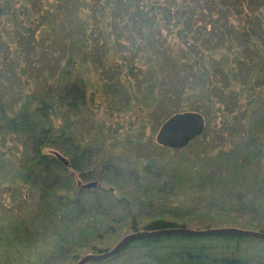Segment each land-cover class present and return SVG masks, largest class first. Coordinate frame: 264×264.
<instances>
[{
  "label": "trees",
  "instance_id": "obj_1",
  "mask_svg": "<svg viewBox=\"0 0 264 264\" xmlns=\"http://www.w3.org/2000/svg\"><path fill=\"white\" fill-rule=\"evenodd\" d=\"M243 2L0 0V264L60 261L72 241L69 225L59 226L53 218L60 213V205L70 216L72 210L85 205V196L97 206L101 203L96 192L76 187L73 175H66L72 170L89 179L90 171L83 173L89 150L76 133L80 113L87 111L83 108L87 103V72L92 70L102 87L120 88L123 114L133 117L127 125L139 134L147 128L153 131L159 121L179 111L202 115V135L209 127L222 133L240 124L235 107L220 111L219 104L223 97L234 95L231 80L239 78L228 65L242 67L241 84L247 83L245 78L251 83L260 56L253 58L242 43L250 37L249 17H260L264 4L252 10L242 6ZM224 59L227 70L222 75ZM202 102L207 107L199 106ZM157 109L161 112L155 117ZM214 114L220 120L211 125L209 115L214 119ZM66 130L68 136L63 135ZM76 137L79 139L74 141ZM63 144L78 150L66 165L55 152H46ZM252 155L235 154L233 162L241 163L237 168H244ZM139 160L143 172L160 170L157 161ZM64 181L71 182L65 187L72 193L71 199L60 196ZM177 181L181 183L182 179ZM237 183L242 187H233L236 191L246 186L244 180L223 182L220 188L219 182L211 185L214 191ZM196 184L190 187L196 188ZM254 189L255 195L247 202L239 192L232 194L229 190L210 197L207 204L216 206L235 198L239 209L255 215V206L264 205L262 177L255 180ZM119 201L125 205V218L130 203L127 199ZM99 212V223L105 220L111 225L121 219L108 209ZM87 222L85 228L80 227L83 233L92 224ZM136 223L133 219L130 227L135 229ZM172 226L185 225L153 219L143 224L142 230ZM209 226L204 224L203 228ZM247 240L257 239L233 235L143 237L129 241L110 258L86 264H251L258 254L246 252L243 243Z\"/></svg>",
  "mask_w": 264,
  "mask_h": 264
},
{
  "label": "rangeland",
  "instance_id": "obj_2",
  "mask_svg": "<svg viewBox=\"0 0 264 264\" xmlns=\"http://www.w3.org/2000/svg\"><path fill=\"white\" fill-rule=\"evenodd\" d=\"M240 4L248 5L252 10L253 7L259 10L264 0H245ZM262 12L260 17L255 14L249 17L247 31L250 37L242 43L253 58L260 55L255 76L253 75L251 83L245 78L247 83L241 84L240 75L244 69L237 64L228 65L234 68L233 71L239 74V78L237 81L231 80L235 86L234 95L229 99L223 97L222 103L219 104L220 111L235 107L240 124L224 129L222 133L213 132V127H209L204 135L190 140L182 150L162 147L155 142L157 128L165 118L158 122L153 131L147 128L139 134L136 128H129L127 124L133 121V117L123 114L125 105L122 95L118 94L120 88L102 87L101 81L92 70L85 74L87 103L83 108H87L88 112L83 110L84 112L80 113L78 122L80 124L76 133L87 144L85 148L89 150L88 162L83 169V173L85 170L90 171L89 179L82 178L72 170H68L66 175H73L76 187L96 192L95 195L98 199L101 197L102 204L99 203L97 206L90 201L91 199L88 200L90 196H85V205L75 212L72 210L70 216L65 214L68 210L65 211L60 205V213L53 218H56L55 222L59 226L69 225L72 241L67 255L60 257V261L55 264H73L83 255L107 251L123 235L142 230L143 224L153 219L175 222L176 225L184 223L188 228H203L204 224H209V227H236L255 231L261 229L264 232V205L255 206V209L258 208L257 214L253 215V212L239 209L238 200L235 198L228 202L223 200L216 206L207 204L210 197L229 190L232 194L239 192L241 199L247 202L255 195V180L260 177L264 179V10ZM232 23L235 24V20H232ZM221 63L223 75L227 70L225 59ZM203 105L204 102L199 106ZM204 106L207 107V104ZM159 112L161 110L157 109L155 117ZM214 115V119L209 115L211 125L217 124L220 120L216 114ZM99 132L101 135L97 139ZM68 134L67 130L63 133L64 136ZM78 137L73 138L74 141L78 140ZM48 150L63 157L67 162L78 153L76 148L67 144L60 145V148L46 149L50 155L51 152ZM243 153H253L254 156L247 161V166L237 168L236 166L241 163L233 162L237 158L235 154L241 156ZM141 157L143 160L157 161L160 170L153 168V173L143 172L139 160ZM174 166L175 173L172 172ZM140 176L142 180L139 179ZM177 178L182 179L181 183H178ZM241 180L246 182V186L239 191L233 188L242 187L239 183L214 191L212 189L214 186L211 185L213 182L221 184ZM64 182L59 190L60 196L71 199L72 193L65 190L71 182ZM196 183L200 185L197 186ZM195 184L196 188L190 187ZM222 185L224 184L217 188ZM174 186L179 190L171 189ZM143 189L147 190L140 194L139 191ZM5 199L3 198L4 201ZM118 199H127L128 204L130 203L129 213L125 218L123 216L125 205L121 201L118 202ZM90 203L95 205V209ZM88 205L92 206V210ZM103 209L117 213L114 215L120 216L121 219L111 225L105 224V220L99 223L97 220L102 219L99 211ZM73 218L78 219V222L75 223ZM133 219L137 221L135 229L130 227ZM88 220L92 224L90 227L87 226V232L83 233L80 227L85 228ZM243 247L247 253L254 256L258 254L250 260L251 264H263V240H247Z\"/></svg>",
  "mask_w": 264,
  "mask_h": 264
},
{
  "label": "water",
  "instance_id": "obj_3",
  "mask_svg": "<svg viewBox=\"0 0 264 264\" xmlns=\"http://www.w3.org/2000/svg\"><path fill=\"white\" fill-rule=\"evenodd\" d=\"M204 128V119L195 111H179L166 117L158 126L155 133V142L166 148L179 149L190 140L199 136ZM63 165L67 160L58 156ZM161 235H184V236H209V235H233L249 237L264 241V232L248 230L236 227H205L188 228L182 226L164 227L156 230L133 231L123 235L115 245L101 253L86 254L79 257L73 264H86L99 262L117 254L129 241L143 237H157Z\"/></svg>",
  "mask_w": 264,
  "mask_h": 264
}]
</instances>
